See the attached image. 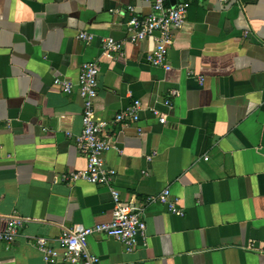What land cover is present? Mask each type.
Masks as SVG:
<instances>
[{"label":"crops","instance_id":"crops-1","mask_svg":"<svg viewBox=\"0 0 264 264\" xmlns=\"http://www.w3.org/2000/svg\"><path fill=\"white\" fill-rule=\"evenodd\" d=\"M189 1L167 69L146 61L153 38L113 57L101 48L125 39L130 7L146 15L148 0H0V229L13 213L29 219L0 242V264H68L45 261L35 238L60 250L63 227L111 219L110 187L63 180L87 165L69 136L82 131L83 100L53 82H75L93 61L96 120L140 102L136 123L109 127L112 186L140 202L169 189L184 212L149 204L146 243L133 251L93 234L99 264H264V0ZM82 30L95 39H78Z\"/></svg>","mask_w":264,"mask_h":264},{"label":"built area","instance_id":"built-area-1","mask_svg":"<svg viewBox=\"0 0 264 264\" xmlns=\"http://www.w3.org/2000/svg\"><path fill=\"white\" fill-rule=\"evenodd\" d=\"M151 11L146 15H138L135 9L130 7V18L126 23V37L119 41L111 37H105L101 41V48L110 57L122 55L126 43L136 44L147 38H153L154 46L146 55V61L154 66L169 69V49L174 41V32L179 29L188 13L189 0H177L172 4L171 0H148ZM222 4H228L235 0H219ZM84 42H91L95 35L82 30L77 35ZM101 68L98 61L82 64L75 82L57 76L54 79V87H58L64 93H71L77 89L83 100L82 124L79 134H69L76 150L87 159L84 169L70 171L63 175V180H86L96 185H104L112 190V215L109 221L96 223L91 226L75 224L71 227H63L58 241L61 249L53 246L51 241L44 236L35 238V246L42 253L45 261L55 263L58 260L68 264H99V256L90 251L89 238L93 234L108 235L121 241L128 251H133L140 244H145L146 233V208L149 204L160 203L167 207L169 212L183 215L172 199L171 191L163 189L156 195L147 197L143 202L138 200L124 201L117 188L112 186L111 179L115 173L113 168L106 164L105 156L109 151L117 149L114 133L109 132L111 125H127L139 120L138 109L140 102L134 100L115 113L108 121L95 119L94 98L98 94ZM170 102V100H169ZM160 122L166 123L167 117L158 110L153 109ZM29 219L18 213L7 217V225L0 229V242L12 244L22 233L25 223Z\"/></svg>","mask_w":264,"mask_h":264},{"label":"water","instance_id":"water-1","mask_svg":"<svg viewBox=\"0 0 264 264\" xmlns=\"http://www.w3.org/2000/svg\"><path fill=\"white\" fill-rule=\"evenodd\" d=\"M172 4H176L177 0H171Z\"/></svg>","mask_w":264,"mask_h":264}]
</instances>
